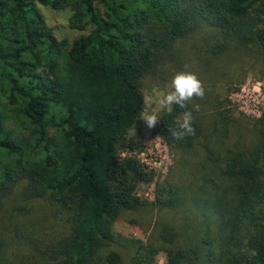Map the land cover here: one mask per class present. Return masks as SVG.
Instances as JSON below:
<instances>
[{
	"label": "trees",
	"instance_id": "1",
	"mask_svg": "<svg viewBox=\"0 0 264 264\" xmlns=\"http://www.w3.org/2000/svg\"><path fill=\"white\" fill-rule=\"evenodd\" d=\"M38 4L67 8L73 35L55 36ZM199 22L264 57V0H0V210L21 184L13 205L24 223L34 217L21 204L36 199L32 205L41 200L64 224L53 242L43 243L49 233H21L25 263L31 250L33 259L46 258L37 264H121L122 247L131 264H156L162 247L164 264H264V112L248 122L253 142L224 144L219 164L206 157L218 180L201 200L196 237L180 244L168 224L156 246L114 229L122 212L151 204L195 211L176 186L156 184L153 200L138 195L154 176L128 133L144 108L143 78ZM214 45L209 55H218L221 44ZM219 107L223 123L203 136H214V150L228 137ZM183 111H192L195 134L177 140L171 130ZM152 131L184 153L202 128L188 103L161 112ZM16 249L12 236L0 238V258Z\"/></svg>",
	"mask_w": 264,
	"mask_h": 264
},
{
	"label": "rangeland",
	"instance_id": "2",
	"mask_svg": "<svg viewBox=\"0 0 264 264\" xmlns=\"http://www.w3.org/2000/svg\"><path fill=\"white\" fill-rule=\"evenodd\" d=\"M38 8L46 24L53 29L55 36L73 35V31L67 24L69 15L67 8L52 9L40 4ZM212 44H215L214 46L221 44V49L216 56L209 55ZM178 71L194 72L204 85V98H196L189 102L192 107L193 104L200 105L199 111L194 110V115L200 122L201 135L188 151L177 152L168 148L163 140L153 133V128H148L139 117L129 130L128 141L136 143L140 148V151H135L136 155L154 176L149 184H142L139 187L138 195L147 200H153L156 184L176 186L182 190L180 193L184 201H187V205L188 200H191L195 211L181 210L180 207L175 210L158 208L151 204L146 208L140 207L122 212L114 224V229L125 237L138 238L156 246L160 244L158 238L160 228L168 224L173 225L178 231L180 244L187 237L194 238L200 233L201 200L206 196L207 190L212 188L218 180L217 174L212 171L214 165L210 167L213 163L208 162L206 157L215 158V163L219 164L224 147H232L234 139L238 138L241 141L240 146L253 142L256 132L250 128L248 122L264 112V57L259 48L240 44L232 35L224 34L202 22L197 23L190 33L174 42L163 53L152 72L143 78L144 107L147 98L152 97L155 101L157 97L170 90L171 79ZM218 104L219 109L223 110L227 116L228 137L224 140L222 147L214 150L211 147L214 136L207 135L206 140L203 136L215 123L217 125L223 123L219 119L216 121ZM156 107L154 103L153 108ZM205 141L212 149L211 153L207 152ZM224 144L226 146H223ZM20 193L21 184L16 185L5 197L0 210V238L12 236L18 247L13 252H4L5 259L0 258V262L4 260L1 264L45 263L46 258L33 259L34 252L28 251L25 247L22 250L28 251L26 257L28 263L24 262L23 251H20L21 233L25 230L26 232L29 230L27 233L31 235L49 233L53 237L43 235V243L47 240L53 242L63 230L64 224L58 219L59 217H53L41 200L37 201L38 209L32 205L36 199H28L24 205L21 204V207L29 206L28 219L34 217L33 221L24 223V216L19 212V204L15 202L13 205V201H20L22 197ZM185 222H188L189 226L180 234V228ZM119 249L121 264H131L130 251L122 247ZM155 259L156 264H164L165 254L162 247L157 251Z\"/></svg>",
	"mask_w": 264,
	"mask_h": 264
},
{
	"label": "clouds",
	"instance_id": "3",
	"mask_svg": "<svg viewBox=\"0 0 264 264\" xmlns=\"http://www.w3.org/2000/svg\"><path fill=\"white\" fill-rule=\"evenodd\" d=\"M204 96V85L194 72L178 71L171 79L169 91L157 97L155 101L152 97L146 99L145 107L139 117L148 128H154L160 121V112L171 113L174 106L185 109L190 101L196 98L203 99ZM154 103L157 105L155 109L153 108ZM199 108V104H193L195 111H199ZM194 134L192 111H183L175 121L171 135L177 140H182Z\"/></svg>",
	"mask_w": 264,
	"mask_h": 264
}]
</instances>
